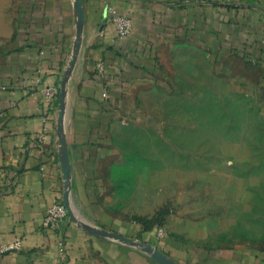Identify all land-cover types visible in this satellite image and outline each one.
Here are the masks:
<instances>
[{"label":"crops","instance_id":"crops-1","mask_svg":"<svg viewBox=\"0 0 264 264\" xmlns=\"http://www.w3.org/2000/svg\"><path fill=\"white\" fill-rule=\"evenodd\" d=\"M110 8L131 21L123 39L105 23ZM81 9L82 24L74 0H0V247L21 240L0 264H158L150 248L175 264H264L254 248L208 250L106 218L95 172L112 128L161 114L169 68L197 61L185 51L235 88L264 89V0H81ZM47 86L64 90L61 121L59 97L49 113L41 103ZM64 193L72 214L56 232L42 228Z\"/></svg>","mask_w":264,"mask_h":264},{"label":"rangeland","instance_id":"rangeland-1","mask_svg":"<svg viewBox=\"0 0 264 264\" xmlns=\"http://www.w3.org/2000/svg\"><path fill=\"white\" fill-rule=\"evenodd\" d=\"M183 54L197 61L169 68L161 114L108 133L95 163L104 214L208 250L264 251V89L235 88L198 52Z\"/></svg>","mask_w":264,"mask_h":264},{"label":"built area","instance_id":"built-area-1","mask_svg":"<svg viewBox=\"0 0 264 264\" xmlns=\"http://www.w3.org/2000/svg\"><path fill=\"white\" fill-rule=\"evenodd\" d=\"M105 23H111L114 26L117 39H123L131 33L132 25L129 18L119 15L108 9L105 15ZM68 67V65H67ZM98 70H102L101 64H98ZM41 103L47 107V113L54 108L59 97V90L55 86H47L41 91ZM54 105V106H53ZM68 218L67 210L61 200L49 206L43 216L41 226L44 229H49L56 232L60 224ZM60 248V260H64V243L61 238L58 239ZM21 248V240L17 238L14 242L0 247V253H9L19 251Z\"/></svg>","mask_w":264,"mask_h":264},{"label":"water","instance_id":"water-1","mask_svg":"<svg viewBox=\"0 0 264 264\" xmlns=\"http://www.w3.org/2000/svg\"><path fill=\"white\" fill-rule=\"evenodd\" d=\"M74 7H75V11H76V14H77V18H78V21L80 24L83 23V12H82V9H81V0H74ZM74 57H77V51L74 50L73 52V58ZM73 62H74V59L73 61H70L69 62V66H72L73 65ZM69 69H71L69 67ZM64 91V90H63ZM63 91H60L59 93V104H58V109L60 111L59 113V121H61V117H62V114L64 112V93ZM60 165H61V170H62V175H63V178H64V181H65V184L68 183V178H69V167H68V159H67V151H66V148L64 146V144L62 143V147H61V160H60ZM62 202L67 210V213L68 215H71V209H70V206H69V203H68V199H67V193H64L63 194V198H62ZM117 238H122L120 236H117ZM147 251H149L150 255L156 259L158 262H160L161 264H172V262L170 260H168L166 258V256L164 254H162L161 252L155 250L152 254H151V248L150 249H147Z\"/></svg>","mask_w":264,"mask_h":264},{"label":"bare ground","instance_id":"bare-ground-1","mask_svg":"<svg viewBox=\"0 0 264 264\" xmlns=\"http://www.w3.org/2000/svg\"><path fill=\"white\" fill-rule=\"evenodd\" d=\"M78 27V26H77Z\"/></svg>","mask_w":264,"mask_h":264}]
</instances>
